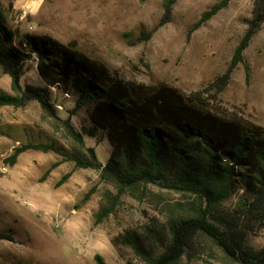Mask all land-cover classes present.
<instances>
[{
  "label": "rangeland",
  "instance_id": "374dc122",
  "mask_svg": "<svg viewBox=\"0 0 264 264\" xmlns=\"http://www.w3.org/2000/svg\"><path fill=\"white\" fill-rule=\"evenodd\" d=\"M221 1L179 0L170 21L150 38L147 34L164 15L165 0H0V6L7 27L20 34L50 37L129 82L165 83L185 95L199 92L217 114L264 129V23L244 63L221 81L254 18L257 0H230L194 29L202 14ZM22 84L46 85L32 61L25 66ZM0 90L14 94L11 78L1 69ZM50 97L57 117L83 135L89 118L86 109L73 113L76 97L56 87ZM83 136L85 147L106 163L112 152L109 142ZM27 143L55 144L67 154L77 147L65 127L55 126L37 102L0 108V233L14 238L0 240V264H97L96 256L104 264H146L125 243L129 230L147 252L166 244L168 209L184 201L179 194L153 186L147 196L124 194L114 213L99 221L116 189L101 180L99 171L77 168L55 152L31 150L15 166L4 164L14 148ZM80 150L88 156L86 149ZM242 193L236 192L214 214L235 217L252 245L263 247L264 224H254L250 213L242 211ZM193 241L179 264H230L218 248Z\"/></svg>",
  "mask_w": 264,
  "mask_h": 264
},
{
  "label": "trees",
  "instance_id": "16d2710c",
  "mask_svg": "<svg viewBox=\"0 0 264 264\" xmlns=\"http://www.w3.org/2000/svg\"><path fill=\"white\" fill-rule=\"evenodd\" d=\"M178 1L165 0L164 15L147 34L148 38L170 21ZM229 1L217 2L205 11L194 29L214 18ZM263 23L264 0H257L254 18L221 81L229 80L244 63L245 52ZM30 61L36 64L45 87L22 84L25 66ZM0 69L11 78L14 92L0 90V108L20 109L37 102L55 126L65 127L77 145L74 154H67L55 144H21L4 159L5 165L15 166L22 154L33 150L55 152L74 162L77 168L99 171L101 180L118 193L109 206L100 210L99 221L114 213L124 194L147 196L151 186L179 194L184 201L168 209V240L160 249L145 251L130 230L123 236L127 246L142 256L146 264H179L190 253L193 240L198 245L209 243L218 248L230 264H264V246L254 247L249 233L241 230L235 217L214 214L236 192L243 191L246 197L240 204L242 211L250 213L254 224H264L262 127L217 114L199 92L185 95L165 83L129 82L50 37L20 34L7 27L1 6ZM55 87L76 97L74 114L86 109L89 126L83 129V135L109 142L112 152L106 163L98 159L94 149L85 147L84 136L69 121L57 117L50 97V90ZM80 148L86 149L88 156ZM69 176H64L60 184ZM89 197L88 194L86 199ZM0 240L14 238L0 233ZM96 262L104 264L100 256H96Z\"/></svg>",
  "mask_w": 264,
  "mask_h": 264
}]
</instances>
